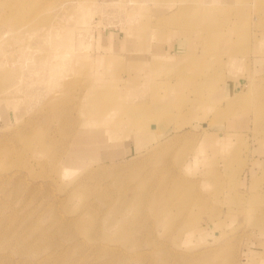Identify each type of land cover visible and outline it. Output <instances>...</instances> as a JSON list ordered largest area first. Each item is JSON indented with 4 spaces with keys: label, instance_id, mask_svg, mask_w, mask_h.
Wrapping results in <instances>:
<instances>
[{
    "label": "rangeland",
    "instance_id": "374dc122",
    "mask_svg": "<svg viewBox=\"0 0 264 264\" xmlns=\"http://www.w3.org/2000/svg\"><path fill=\"white\" fill-rule=\"evenodd\" d=\"M184 1L0 0V38L9 32L0 39V264H264V0L220 5V25L237 27L231 56H215L214 40L209 52L206 43L199 49L211 52L208 65H187L186 57L174 65L157 49L138 60L147 48L133 51L138 39L120 21L139 9L142 24L161 27ZM95 2L104 10L93 11ZM190 16L187 30L182 19L165 25L175 29L169 38L196 28ZM80 29L85 59L78 36L62 47L68 31ZM160 37L141 42L151 47ZM27 46L56 72L38 103L21 64ZM97 79L120 120L109 128L119 139L104 143L105 159L88 154L89 138L104 132L83 122L82 107L103 92ZM226 83L239 85L237 99H221ZM154 85L170 111L153 121L156 132H137L135 108L164 109L152 100ZM78 138L75 156L68 145Z\"/></svg>",
    "mask_w": 264,
    "mask_h": 264
},
{
    "label": "bare ground",
    "instance_id": "6f19581e",
    "mask_svg": "<svg viewBox=\"0 0 264 264\" xmlns=\"http://www.w3.org/2000/svg\"><path fill=\"white\" fill-rule=\"evenodd\" d=\"M191 1H193V2H191ZM194 1L195 0H186V2L184 1V3H186L187 5L183 4L184 6L180 7L178 9L180 12L178 11L179 13L178 14L176 13L177 15L173 16L171 19L167 18V19L161 20V22L159 21V25L161 27H153V26L150 25V23H149V25L142 24V21H144V20H142L140 18V16H139V12H140L139 9L136 10L135 12L132 11L134 9H131V10L128 9V10H130L129 12L127 11V9L125 10L129 14H131V16H133V18H131L130 20L124 18V19H122V21H124V23H127L128 25L131 23V27H124V23L122 24V21H120L121 24H119V25H121L123 27V31H125L126 33H132V34L135 35V38H137L138 40L146 41L148 37H153V36L160 37L164 33H165L164 36L167 35L168 33L171 35V33L169 31H167L170 28H165V25L168 22L171 23V22H173L175 20H178V19H184V18L188 17L189 15H192V14L195 15V13H197L199 15V17L201 18L202 27L201 28L196 27V28H193L192 30H190V33L192 35H194V38L200 39L201 43H209V42H213L214 40H219V39L225 38L228 42H231V46H229V47L232 49L233 46L236 44L235 43V40H236L235 39V33L237 32V27L234 26L235 25V21L232 20V24L231 25H233V26L230 25L228 31L226 32L228 35H226V37H223L224 34L219 30V27H220L219 23L220 22L218 20V19H220L222 17L221 12H220L221 10L219 9L220 5H217L216 3L215 4L214 3L213 4L212 3H208V4H205V5L199 3V5H196V3ZM198 1H200V0H198ZM179 3H181V2H179ZM129 4H130V2H129ZM231 7H234V6H231ZM92 10L93 11H102V10H104V7H103L102 4H99V3L95 2V8L94 9L92 8ZM92 10L91 9L89 10V8H88V10H84L83 14H84L85 21H87V19L92 15V12H93ZM222 10H224V9H222ZM144 11H148V10L144 9ZM85 21L83 20V24L85 23ZM150 21H153V20H150ZM117 22H119V21H117ZM212 23H215L214 25H216V24L217 25L216 26H212ZM81 30L82 29H80L79 31L81 32ZM170 30H172V29H170ZM159 31H164V33H159ZM172 31H174V30H172ZM82 33L83 32H81V34L79 36L78 34H75L74 31H71V30L68 31V33H67V35L65 36V39H64V44H67V45L62 46V47H67L68 48L69 46H71V44H72L71 40L72 39H77V36H78L79 37V41H80L79 42L80 51L77 53V56H81L82 59H85V56L88 55L87 49L89 48V45L82 38L83 37ZM85 34L87 36L88 33L87 32L84 33V36H85ZM8 36H9V32L4 33L3 36L0 39H5ZM47 40L51 44L54 43V39L52 37H48ZM47 40H46V42H47ZM196 49H197V47H196ZM232 52L233 51H229V55ZM163 54H164V56L167 59H173L175 61L174 65L179 63L180 58L193 57V56L196 55L195 51H191L188 54L186 53L187 54L186 56H185V53L182 54V55L181 54L172 55V54H170V52H168V53L167 52H165V53L163 52ZM75 56H76V54H75ZM155 59L156 60H154L153 62L156 63L158 61V64H161V62H162L161 61V57H157ZM192 61H195V60L186 59V64L188 65ZM165 62H167V61L165 60ZM9 64H11V63L9 62ZM21 64H22V67L24 69L25 76H27V77L31 78L32 80L36 81V85L34 86L35 89L33 87V89L35 91V97H34L35 100H34V102L38 103L44 97V95L46 94L48 89L51 87V82L53 84V79L56 77L55 68L52 67V65H50L48 62H46V63H44V62L43 63H36L35 60H34V57H33V51L29 48V46H27L22 52ZM160 70H161V68H160ZM200 72H201L200 75L202 76V74L204 72L202 70H200ZM196 75H198V74H196ZM20 78H22V76H20ZM22 80L20 79L18 81L22 82ZM25 81L26 82L28 81L27 78H26ZM25 81L23 83H25ZM29 82H30V80H29ZM21 85H22V83H21ZM191 85L192 86H197V87L198 86H203V82L199 81V80H194V82H191ZM105 86H106V84L103 82V80L97 79L96 87L102 88V90H103ZM157 89L158 88H156V86L154 85L153 89H152V92H153L152 93V100L154 102H157V103L160 102V103L164 104V105H162V106H164L163 110H158V109L156 110L155 108L151 107L150 109L146 108V112L147 113H145V112L142 111V110L145 111L144 108H142V110H141V108L136 110L135 105H133V103H132L131 107H133L132 109H134V108L135 109L130 113V118L132 117V119H133L132 122L133 123L138 124L137 130H135L137 132H142V131L148 129V127H150V126H151L152 129H154L153 132H156L158 130V124L153 122V121H155V119L158 120V119L164 118V116L166 114L163 113V112L166 111V109L168 111H170V109L168 108V105H165V104H169V102H166V101H164L163 98H159V96H157V94H158ZM239 92H241V91L239 90ZM95 94H99L98 97L100 98V101L89 102V101L86 100L88 107L87 108L86 107L85 108L82 107V109L84 111L88 112V113L87 114H86V112L84 113L83 122H84V126H86L87 129H89L88 128L89 124H94L96 127H98V128H96L97 132H104V133H99L102 136L95 137V138H89L90 145L88 147V154L97 153V155L100 154V158L105 159V156L101 155V151L106 146V145H104V143H107L108 140L113 141L115 139H119V137L117 136L119 134V130H118V133L108 132L109 128L114 126V125L119 124L120 120H116L117 117L114 115L113 111L109 110V108H108V107L111 106V104H112L111 102L114 100L115 97L112 96V95L106 94V92L104 90H103L102 93L97 92ZM136 96L138 98L141 97L140 95H136ZM116 97H120V95L116 94ZM133 97L131 98L132 102L137 99V98H133ZM237 98L238 97H236V95L234 94L233 95V100H235ZM102 102L105 104L104 111L102 113V116L96 117L94 112L99 111L100 106L102 105ZM31 103H33V102H31ZM222 109H224V108H222ZM141 111L143 112V114H141L142 113ZM4 114H5V111L0 106V119H2V117H4ZM260 116L261 115L258 116V119L260 118ZM91 119H94V122H92ZM119 125H117L116 127H119ZM100 127L103 128V129L101 130ZM83 130H85V129H80L79 131H83ZM132 131H131V133H137V132H132ZM87 132L88 131L79 132L77 134V136L84 135ZM79 142H80V140L78 138L76 140V142L72 141L68 145V149H71L72 147L75 146V148H73L75 156H77L76 152H80V150L77 149V147H80V143Z\"/></svg>",
    "mask_w": 264,
    "mask_h": 264
},
{
    "label": "crops",
    "instance_id": "0c3cea01",
    "mask_svg": "<svg viewBox=\"0 0 264 264\" xmlns=\"http://www.w3.org/2000/svg\"><path fill=\"white\" fill-rule=\"evenodd\" d=\"M233 1L234 0H207V2L212 3V4L216 3L217 5H227V4L228 5H230V4L232 5ZM192 16L194 17L193 19H192ZM189 20L191 21V23H189V25H195L198 28L202 27L201 18L199 17V15L197 13H195V15L194 14L191 15ZM179 24L181 26V28H180L181 31L184 30V29L187 30V26H188L187 17L185 18V20L182 19ZM224 24H223V27L220 25L219 30L224 34L223 37H226V35H228L226 32L228 31V29H229L231 24L229 26H225ZM171 29L173 30L174 28H171ZM169 35L170 34L168 33L167 35L159 38L158 40L156 39V44L151 46L152 49L147 44V42H141L140 40H138V41L135 42V45L132 46V50L134 51V48H136V47H139V49H140L143 46H145L143 48H147V50L141 51V53L139 55L140 58L138 60H141V59H147V60L148 59H152L153 58L152 54H153V52H155V49H157L158 51H163L164 53L165 52H167V53L170 52V54H172V55H175V54H181L182 55V54L185 53V56L189 52L195 51V54H196L195 56L187 57L186 59H192V60L197 61L198 63L197 62L194 63L197 66H198V64L199 65H204V64H202V62H206L205 65H208V63L210 62V59H208L207 56L212 55L211 52H210V54L207 55L205 53V51L202 52V50H199L200 48H202L201 44H204V43H201V41H199V39H197V38L192 39L194 37V35H192L190 33V31H189V34L188 33L187 34L184 33L182 35L176 36L174 41L171 39V37L169 38ZM116 38L117 39H114L115 40V46L117 48L119 47V48L122 49V46L124 44H126L125 41L124 40H120L119 33L116 35ZM114 40H113V42H114ZM195 41H196V43H194ZM217 42H218L217 43L218 51L216 53L214 52L213 54L215 56H217V57L220 56V55L223 56V54H229L230 50L228 48H230L229 46H231V42H228L225 38L219 39V40H217ZM109 43H110V39H109ZM196 47H197V49H196ZM203 48L206 49V52L207 51L209 52L210 46H208V44L206 43L205 47H203ZM132 50H130V51H132ZM138 54H139V52H138ZM164 58H165V60L172 61L171 59H166V57H164ZM171 63H173V62H171ZM195 70H197V69H195ZM238 86H239L238 84L232 86L229 83H226L225 85H223L222 90L220 92L221 93V95H220L221 99L225 95L226 96H232L235 93L234 91H236V89H238Z\"/></svg>",
    "mask_w": 264,
    "mask_h": 264
}]
</instances>
